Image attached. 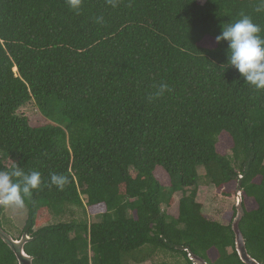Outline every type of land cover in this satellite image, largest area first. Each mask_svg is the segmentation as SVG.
<instances>
[{
    "label": "trees",
    "instance_id": "trees-1",
    "mask_svg": "<svg viewBox=\"0 0 264 264\" xmlns=\"http://www.w3.org/2000/svg\"><path fill=\"white\" fill-rule=\"evenodd\" d=\"M241 14L264 36V0H83L78 12L67 0H0V170L42 175L21 231L33 264H143L157 251L243 264L235 211L228 225L207 219L200 178L217 194L240 190L239 229L264 264V90L215 39ZM30 104L44 125L19 114ZM52 173L68 176L62 190ZM179 193L174 218L162 206ZM69 208L100 220L34 230L42 212ZM0 264H17L1 239Z\"/></svg>",
    "mask_w": 264,
    "mask_h": 264
},
{
    "label": "clouds",
    "instance_id": "clouds-1",
    "mask_svg": "<svg viewBox=\"0 0 264 264\" xmlns=\"http://www.w3.org/2000/svg\"><path fill=\"white\" fill-rule=\"evenodd\" d=\"M83 0H67L68 6L79 11ZM222 30L215 37L216 42L227 43V65L238 70L239 76L257 90H264V36L262 29L252 19L244 14L233 23L221 26ZM69 182L63 174L52 173L51 185L62 190ZM42 185V175L39 171L25 173L16 165L11 170H0V206L23 209L26 199Z\"/></svg>",
    "mask_w": 264,
    "mask_h": 264
},
{
    "label": "rangeland",
    "instance_id": "rangeland-1",
    "mask_svg": "<svg viewBox=\"0 0 264 264\" xmlns=\"http://www.w3.org/2000/svg\"><path fill=\"white\" fill-rule=\"evenodd\" d=\"M203 1V0H200ZM215 45V41L211 38H205L202 42V46L205 48H212ZM16 71V70H15ZM19 114H25L29 124L32 127H39L44 125L47 121L40 115L36 106L30 104L24 109L19 111ZM227 147L223 144V149ZM9 165V162L6 163ZM199 174H203L202 169H199ZM159 178L163 186L169 185V178L163 173H160ZM237 189V188H236ZM236 189L229 187L226 189V192L229 193L228 196L217 194L213 185L206 183L203 178H200L197 185V198L196 201L202 206L203 215L214 222H217L221 225L229 224V217L231 216L233 210L235 211L236 204ZM181 194H177L174 197V204L170 208L162 206L164 212L174 218L177 216V202ZM26 208L23 209H14L6 207L3 214L0 218V224L2 229L14 238H19L21 236V231L26 220ZM236 213V211H235ZM235 216V215H234ZM234 218V217H233ZM232 218V220H233ZM100 220L99 216H91L82 209L69 208L67 212L62 215L55 217L47 211L42 212L34 227V230L38 228L55 225L62 222L70 221H86V222H98ZM232 222V221H231ZM186 264L184 259L181 256H176L167 252L157 251L154 253L150 259H148L143 264Z\"/></svg>",
    "mask_w": 264,
    "mask_h": 264
},
{
    "label": "water",
    "instance_id": "water-1",
    "mask_svg": "<svg viewBox=\"0 0 264 264\" xmlns=\"http://www.w3.org/2000/svg\"><path fill=\"white\" fill-rule=\"evenodd\" d=\"M235 211L236 213L230 226L231 231L234 234L235 252L243 264H259L248 254L244 238L239 229V223L243 218L244 213L242 208V197L238 188L236 189ZM0 239L13 252L17 264H33L32 257L27 255L24 251L25 244L31 239L28 234H23L20 238L14 239L0 227ZM187 257L192 264H207L201 257L196 256L189 251H187Z\"/></svg>",
    "mask_w": 264,
    "mask_h": 264
}]
</instances>
